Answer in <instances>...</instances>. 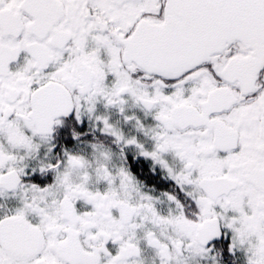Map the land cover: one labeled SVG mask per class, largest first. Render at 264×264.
<instances>
[{"label": "snow or ice", "instance_id": "obj_1", "mask_svg": "<svg viewBox=\"0 0 264 264\" xmlns=\"http://www.w3.org/2000/svg\"><path fill=\"white\" fill-rule=\"evenodd\" d=\"M0 264H264V0H0Z\"/></svg>", "mask_w": 264, "mask_h": 264}, {"label": "flooded vegetation", "instance_id": "obj_2", "mask_svg": "<svg viewBox=\"0 0 264 264\" xmlns=\"http://www.w3.org/2000/svg\"><path fill=\"white\" fill-rule=\"evenodd\" d=\"M137 115H140V113H137ZM128 130H129V128L128 127H125V131H128ZM160 186L163 187L164 185L161 184Z\"/></svg>", "mask_w": 264, "mask_h": 264}]
</instances>
